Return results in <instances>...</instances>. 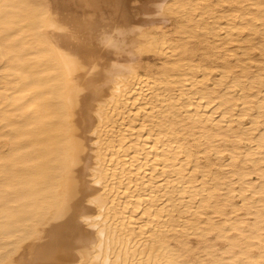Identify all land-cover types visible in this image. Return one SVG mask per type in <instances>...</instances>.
Masks as SVG:
<instances>
[{
	"label": "bare ground",
	"instance_id": "6f19581e",
	"mask_svg": "<svg viewBox=\"0 0 264 264\" xmlns=\"http://www.w3.org/2000/svg\"><path fill=\"white\" fill-rule=\"evenodd\" d=\"M254 3L0 0V34H24L6 64L0 40V262L206 264L223 255L214 241L226 234L211 217L197 223L207 205L195 201L205 176L228 166L221 129L233 114L236 129H249L239 115L259 107L264 17ZM69 24L75 39L59 30ZM86 63L98 72L82 75ZM261 147L257 137L245 152L257 173ZM257 197L246 213L256 223L250 261L260 259Z\"/></svg>",
	"mask_w": 264,
	"mask_h": 264
},
{
	"label": "snow or ice",
	"instance_id": "6c2138e0",
	"mask_svg": "<svg viewBox=\"0 0 264 264\" xmlns=\"http://www.w3.org/2000/svg\"><path fill=\"white\" fill-rule=\"evenodd\" d=\"M38 15L43 13L45 5L41 2L38 6ZM253 9L259 8L261 16L264 17V0H259L258 4L250 5ZM264 23V19L261 21ZM70 39H75L78 35L75 26L69 24L67 27L59 29ZM19 28L7 29L0 34V40L3 41L4 51L7 53L3 57L4 63L19 56L23 49L20 47L23 40V33L17 35ZM261 60V68L264 69V47L259 49L258 52ZM65 59L75 63L73 57L65 55ZM3 64H0L2 67ZM78 70L82 75L92 76L98 72L91 63H86V66L80 67L77 65ZM19 75V73H17ZM84 87L87 88L92 84V80L85 78L83 81ZM260 97L259 107L254 108L251 113H247V105L245 104V114L239 115V121L244 124H250L249 129H236L237 114H233V124L227 131L221 129L223 133L222 146L227 147L229 152H220L219 155L228 163L226 168L221 169L217 173V179H212L210 175L205 176L204 191L196 199L197 204L206 203L207 210L205 216L200 218L197 223L205 224V222L212 218L211 226L215 228L219 226V231L226 234L219 240H215L216 247L223 252L215 262H206V264H264V207H261V223L259 224V255L258 261H250L246 259L248 256L256 255V249L251 246V241L256 237V223L255 220L248 216L246 213L251 210V206L256 203V198H253V193H258V200L261 205H264V71L261 72L260 81ZM36 94H39L38 92ZM255 96V89L250 94ZM199 99V97H197ZM206 101H201V104ZM237 105L244 104L243 96L240 100L236 101ZM35 105L31 108L25 109V113L31 115L35 110ZM195 105H193V108ZM215 104L210 105L207 111L211 112ZM227 111V109H225ZM141 113H137L140 116ZM259 117L258 123H253ZM219 119V117H217ZM226 122V121H225ZM176 132H180L179 126L175 128ZM187 133H185L186 135ZM257 137L260 138L262 145L259 156L260 171L257 173L252 167L253 161L250 156H245V152L250 149H255ZM220 141V137H216L213 143ZM151 142V137H149ZM201 153L204 148L198 149ZM181 155V159H183ZM229 156L233 157L229 160ZM215 165H213V169ZM191 171V168H189ZM159 176V172L156 173ZM200 173H197L196 179L199 182ZM164 177H161L163 179ZM209 181H211L209 183ZM145 185V191H147ZM144 211L143 207L137 209L136 215ZM147 215H150L147 214ZM147 218V216H146ZM7 225L5 228L7 229ZM151 231V227L147 229ZM7 234V233H6ZM218 233H209V238ZM235 257V259H229ZM0 264H12L11 261L5 260ZM38 264H47V262H38ZM178 264H189L188 260H181Z\"/></svg>",
	"mask_w": 264,
	"mask_h": 264
},
{
	"label": "rangeland",
	"instance_id": "374dc122",
	"mask_svg": "<svg viewBox=\"0 0 264 264\" xmlns=\"http://www.w3.org/2000/svg\"><path fill=\"white\" fill-rule=\"evenodd\" d=\"M252 215V216H251ZM251 215H248V216H250V217H252L253 218V214H251ZM258 232H260V231H258Z\"/></svg>",
	"mask_w": 264,
	"mask_h": 264
}]
</instances>
